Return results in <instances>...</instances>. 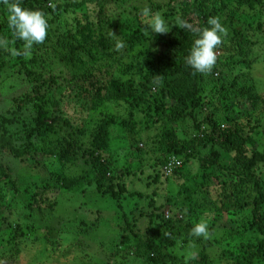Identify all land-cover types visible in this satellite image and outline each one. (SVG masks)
Here are the masks:
<instances>
[{"label":"trees","instance_id":"1","mask_svg":"<svg viewBox=\"0 0 264 264\" xmlns=\"http://www.w3.org/2000/svg\"><path fill=\"white\" fill-rule=\"evenodd\" d=\"M116 1L0 0V41L13 45L18 53L13 61L7 58L9 51L0 49V87L12 79L21 87L9 97L8 107L0 111V182L16 187L10 169L2 161L4 155L32 160L33 165H46L45 155L56 157L60 163L82 160L86 170L80 175V182H95L97 194L118 199L117 190H125L122 183L125 176L141 171V158L134 164L115 166L109 155L111 128L127 125L135 135V129L139 128L134 122L142 116L145 129L154 128L158 132L157 137L154 134L156 146L148 150L153 156L158 154L154 165L161 167L164 178L177 182L180 188L177 194L184 195L187 202L183 212L233 211L242 219L241 213L246 214L249 209L246 228L259 237L251 243H239L236 253L227 251V254L231 264L264 263V147L260 148L257 142L264 95L256 94L252 84L245 83L252 61L247 44L257 41L254 29L263 30L258 15L264 8V0H163L149 4L150 11L166 7L164 16L173 17L174 21L167 33L156 35L163 50L154 59L149 54L144 62L133 54L135 47L148 39L141 25H131L125 18L117 26L124 30L123 34L112 39L105 35L104 26L113 27L108 15L104 19L105 14ZM16 3L40 11L48 22L44 41L33 44L29 55H24V41L16 37L6 17L5 4ZM213 17L225 28L216 48L226 57L217 56L209 71L196 72L187 65L186 57L200 30L210 27L207 21ZM185 23L191 28H185ZM117 43L123 46L117 49ZM137 55L140 56L139 52ZM133 70L139 74L138 81L129 75ZM116 72L126 78L120 79ZM3 74H7L6 78ZM246 101L252 107L241 109V103ZM71 102L88 115L80 126L59 113ZM108 103L124 106L127 116L117 115ZM260 105L263 107L258 109ZM184 120L191 121L194 132L181 137L180 129L184 128L180 125ZM88 121L91 125L86 127ZM60 123L71 128L70 140L63 142L54 137L55 127ZM137 144L131 145L134 153L131 149L127 152L129 159L139 158L142 153ZM221 152L232 155L228 157L229 163H219L227 179L214 187L212 182L219 179L214 163ZM144 153H148L147 149ZM191 158L198 160L199 168L192 174L193 183L187 184L183 168ZM172 159L176 160L171 165L173 170L165 174L166 164ZM72 179L66 188H71ZM32 185L33 201L40 207L48 201L45 193L49 186ZM161 207L157 205L155 210ZM161 213L157 214L161 221L154 219V212L149 213L148 234L144 240L137 239L144 247L134 252L136 257L147 258L153 264L164 262V246L173 244L174 237L186 229L185 223L181 224L184 213L176 216L168 210L162 216ZM241 225L244 226L243 221ZM125 226L133 232L127 217ZM24 233L17 224L14 242ZM242 233H236L239 242ZM198 256L201 264L207 259L204 250Z\"/></svg>","mask_w":264,"mask_h":264},{"label":"rangeland","instance_id":"2","mask_svg":"<svg viewBox=\"0 0 264 264\" xmlns=\"http://www.w3.org/2000/svg\"><path fill=\"white\" fill-rule=\"evenodd\" d=\"M162 1L117 0L114 4L112 3V9L105 14L104 19L107 20L109 17L113 24V27L104 26L105 35L112 39L123 34L124 30L117 26L121 20L127 18L130 21L127 23L141 25L142 32L148 36V39L143 40L140 46L135 47L133 54L137 58H141L142 62L148 59L149 54L154 59L156 54L163 50L162 43L156 39V35L162 34L150 31V20L148 16L143 15V9L147 8L149 4L153 5L155 2ZM9 7L10 5L5 4L7 18ZM166 10V7H163L160 10L150 11V13H160L169 27L174 18L165 17L163 13ZM135 12L137 14L134 17ZM258 17L263 22V30L255 31L256 29H254L257 41L250 44L251 46L247 44V52L252 61L249 70H247L249 76L245 83L252 84L256 94L264 95V8ZM255 27L256 25H254ZM246 32L244 30V34ZM0 49L9 51L7 58L15 60V55L11 54V50L15 49L13 45L4 44V46H0ZM18 49L20 48L18 47ZM137 51L140 56L137 55ZM215 55L216 57L219 55L226 57L224 52L217 48H215ZM119 64L122 66L123 63L120 61ZM116 67L119 66L116 64ZM115 70L117 71V69ZM115 74L120 79L126 78L119 72ZM129 75L138 81L137 70H133ZM6 76L7 74H3L4 78ZM20 89L21 87L15 83V79L8 80L1 85L0 111L8 107L9 97ZM168 103L171 104L172 101H168ZM109 105L117 115L127 116L124 106L114 103ZM263 106L260 105L258 109ZM241 107V109H248L252 106L250 101L249 103L246 101V103H241ZM59 113L71 117L76 126H80L83 120L88 119L86 112L73 102L65 104ZM258 120L257 142L262 148L264 147V114H261ZM134 123L139 128V130L135 129L137 132L135 135L131 134L127 125L122 127L115 125L111 128L109 155H111L114 165L123 167L128 162L134 164L133 161L141 158V171H133L122 181L125 190L121 191L114 185V190L118 189V199L97 194L95 182L93 184L86 183L87 180L80 182L82 180L80 175L86 170V165L82 160L60 163L56 157L45 155L43 161L46 165L38 163L33 165L32 160L23 161L11 155L3 156L2 161L10 169L16 187L13 188L7 183L0 182V264H153L147 258L135 256L134 252L144 247L143 244H138L141 241H137V239L140 237L144 240L148 234L146 230L150 225L149 213L154 212L157 217L154 219L161 221L157 214L162 211V216L166 210L174 216L184 213V222L181 224L185 223L186 229L174 237L173 244L164 246L166 258L163 263L159 264H201L198 261V253L203 250L207 256L203 264H231L229 261L231 258L227 251L236 253L239 243H251L259 237L256 232L246 228L249 209L246 210V214L241 213V215L243 214L242 219L233 211L214 212L210 209H198L192 214L183 212V206L187 202L184 195L177 194L180 189L177 182L175 179L164 178L161 174V167L154 165V157L158 154L153 156L148 150L150 147L156 146L154 134L157 137L158 132L154 128L145 129L142 116H138ZM183 124L180 125L184 128L180 129L181 137H186L194 132L190 128V120H184ZM90 125L91 121L85 122L86 127ZM55 128L54 137L60 138L63 142L72 138L70 127L60 123ZM177 129L179 130V127ZM85 139L86 137L83 138L84 142ZM136 144L142 149V153L139 158L131 156L132 158L129 159L130 155L127 152L131 149V145L135 146ZM146 149L148 153L145 154ZM133 150L132 148V153H134ZM231 155L221 152L218 160L214 163V168L219 174L218 181L212 182L214 187L219 186V181L227 179L226 175L221 173L219 163H227V161L229 163L228 157ZM198 168L199 162L196 158H191L186 162L183 168L185 183H193L192 174ZM262 171L264 172V166ZM71 178L74 180L71 183V188H66L65 185ZM113 182L115 183V180ZM32 183L49 186L45 193L48 201L41 204L40 207L33 201ZM106 183L108 182L106 181ZM157 205H162L159 211L155 210ZM125 217L133 226L132 233L125 226ZM202 221L207 223V235H193L191 229ZM242 221L244 226L241 225ZM17 224L22 227L25 233L22 237L15 238L16 242H14V227ZM240 231L243 232L242 236L239 235L242 242L236 240V233ZM261 264L264 263L261 262Z\"/></svg>","mask_w":264,"mask_h":264},{"label":"clouds","instance_id":"3","mask_svg":"<svg viewBox=\"0 0 264 264\" xmlns=\"http://www.w3.org/2000/svg\"><path fill=\"white\" fill-rule=\"evenodd\" d=\"M143 15L148 16L149 28L152 33L165 34L169 31L167 22L161 17L160 13H150L148 8L143 9ZM9 27L13 29L16 37L24 41V55H29L33 44L44 41L48 22L45 16L38 10H28L22 8L18 3L9 7L8 16ZM210 27L200 30L198 37L193 41L186 63L196 72H207L216 62L215 48L221 43V36L225 33V28L221 25L218 18H210L207 21ZM185 28L191 25L185 23ZM5 42L0 41V46ZM123 45L117 43L119 49ZM12 55L18 53L15 49L11 50ZM207 223L199 222L193 226L191 232L195 236L207 235Z\"/></svg>","mask_w":264,"mask_h":264},{"label":"built area","instance_id":"4","mask_svg":"<svg viewBox=\"0 0 264 264\" xmlns=\"http://www.w3.org/2000/svg\"><path fill=\"white\" fill-rule=\"evenodd\" d=\"M175 161H176L175 159L170 160V162H169V164H168L166 170H164V173H165V174H169L170 172H172L173 169H171V165H172ZM177 165H178V164H177ZM174 166H176V164L173 165L172 168H174Z\"/></svg>","mask_w":264,"mask_h":264},{"label":"bare ground","instance_id":"5","mask_svg":"<svg viewBox=\"0 0 264 264\" xmlns=\"http://www.w3.org/2000/svg\"><path fill=\"white\" fill-rule=\"evenodd\" d=\"M177 163H179V161H177ZM168 164H169V162H167V164H166V168H167ZM179 164H180V163H179Z\"/></svg>","mask_w":264,"mask_h":264}]
</instances>
